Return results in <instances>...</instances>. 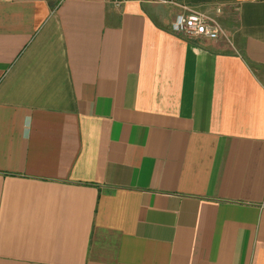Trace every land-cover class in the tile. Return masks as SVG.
I'll return each instance as SVG.
<instances>
[{"label": "crops", "instance_id": "1", "mask_svg": "<svg viewBox=\"0 0 264 264\" xmlns=\"http://www.w3.org/2000/svg\"><path fill=\"white\" fill-rule=\"evenodd\" d=\"M0 264H264V0H0Z\"/></svg>", "mask_w": 264, "mask_h": 264}, {"label": "built area", "instance_id": "2", "mask_svg": "<svg viewBox=\"0 0 264 264\" xmlns=\"http://www.w3.org/2000/svg\"><path fill=\"white\" fill-rule=\"evenodd\" d=\"M113 7H118L121 0H106ZM160 5H176L177 0H150ZM177 15L172 24L171 31L186 39L216 40L221 35L219 25L206 14L184 9Z\"/></svg>", "mask_w": 264, "mask_h": 264}]
</instances>
